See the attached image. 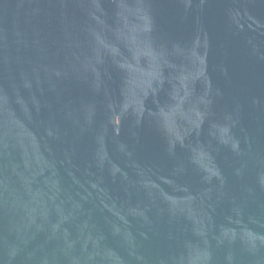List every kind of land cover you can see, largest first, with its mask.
Masks as SVG:
<instances>
[{"label":"water","instance_id":"95a60500","mask_svg":"<svg viewBox=\"0 0 264 264\" xmlns=\"http://www.w3.org/2000/svg\"><path fill=\"white\" fill-rule=\"evenodd\" d=\"M0 264H264V0H0Z\"/></svg>","mask_w":264,"mask_h":264}]
</instances>
